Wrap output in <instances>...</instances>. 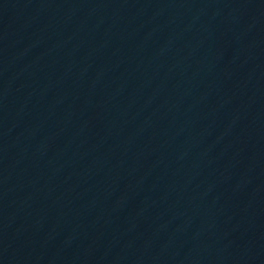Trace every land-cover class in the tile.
Returning <instances> with one entry per match:
<instances>
[{
	"label": "water",
	"instance_id": "obj_1",
	"mask_svg": "<svg viewBox=\"0 0 264 264\" xmlns=\"http://www.w3.org/2000/svg\"><path fill=\"white\" fill-rule=\"evenodd\" d=\"M0 264H264V0H0Z\"/></svg>",
	"mask_w": 264,
	"mask_h": 264
}]
</instances>
